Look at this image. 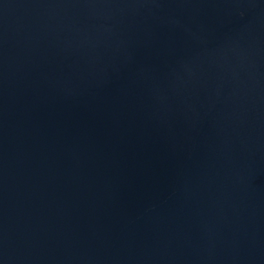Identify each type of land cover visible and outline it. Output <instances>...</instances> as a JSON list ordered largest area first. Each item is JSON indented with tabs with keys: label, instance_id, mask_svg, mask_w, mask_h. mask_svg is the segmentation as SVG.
I'll use <instances>...</instances> for the list:
<instances>
[{
	"label": "water",
	"instance_id": "water-1",
	"mask_svg": "<svg viewBox=\"0 0 264 264\" xmlns=\"http://www.w3.org/2000/svg\"><path fill=\"white\" fill-rule=\"evenodd\" d=\"M0 264H264V0H0Z\"/></svg>",
	"mask_w": 264,
	"mask_h": 264
}]
</instances>
